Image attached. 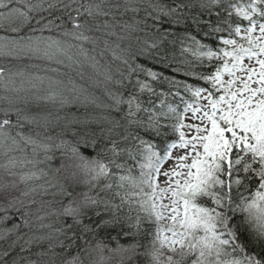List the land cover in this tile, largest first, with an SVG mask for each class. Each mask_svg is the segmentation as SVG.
Returning a JSON list of instances; mask_svg holds the SVG:
<instances>
[{"label": "snow or ice", "instance_id": "6c2138e0", "mask_svg": "<svg viewBox=\"0 0 264 264\" xmlns=\"http://www.w3.org/2000/svg\"><path fill=\"white\" fill-rule=\"evenodd\" d=\"M0 264H264V0H0Z\"/></svg>", "mask_w": 264, "mask_h": 264}, {"label": "trees", "instance_id": "16d2710c", "mask_svg": "<svg viewBox=\"0 0 264 264\" xmlns=\"http://www.w3.org/2000/svg\"><path fill=\"white\" fill-rule=\"evenodd\" d=\"M177 55H178V53H177ZM146 66L152 68L154 71L162 72L165 75H170L172 73V69L166 68L164 65L156 64L155 67H151L148 63ZM73 111H75V110L73 109ZM118 231H120L119 226H115V227L110 226L108 228V232L110 233L109 238L115 237ZM119 239H120V242L122 244H130L132 242L130 238H125L124 236H121Z\"/></svg>", "mask_w": 264, "mask_h": 264}, {"label": "bare ground", "instance_id": "6f19581e", "mask_svg": "<svg viewBox=\"0 0 264 264\" xmlns=\"http://www.w3.org/2000/svg\"><path fill=\"white\" fill-rule=\"evenodd\" d=\"M149 65H150L151 67H155V66H156V64H153V63H151V62H149Z\"/></svg>", "mask_w": 264, "mask_h": 264}]
</instances>
